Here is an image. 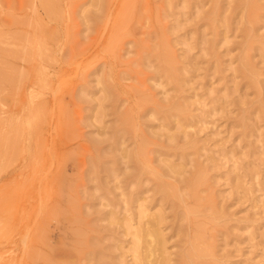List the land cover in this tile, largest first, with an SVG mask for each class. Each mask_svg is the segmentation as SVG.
<instances>
[{"label": "rangeland", "instance_id": "rangeland-1", "mask_svg": "<svg viewBox=\"0 0 264 264\" xmlns=\"http://www.w3.org/2000/svg\"><path fill=\"white\" fill-rule=\"evenodd\" d=\"M0 264H264V0H0Z\"/></svg>", "mask_w": 264, "mask_h": 264}, {"label": "bare ground", "instance_id": "bare-ground-1", "mask_svg": "<svg viewBox=\"0 0 264 264\" xmlns=\"http://www.w3.org/2000/svg\"><path fill=\"white\" fill-rule=\"evenodd\" d=\"M158 230H159V228H157ZM148 234H151V236H152V234H159L158 233V231H156L155 229H153V230H145V229H143V232H141V233H138V234H136V241H137V244H136V250H137V248L139 247V244H142L143 242H146V236L148 235ZM149 237H150V235H149ZM154 237V236H153ZM152 238V237H151ZM149 239V238H148ZM154 242V241H153ZM159 243V242H158ZM161 244V243H160ZM147 246V245H146ZM147 250L148 251H151V248L148 246L147 247ZM152 252V251H151ZM144 253V255H142L141 256V259H142V261H143V263H146V259H147V257H148V252L146 253V252H143Z\"/></svg>", "mask_w": 264, "mask_h": 264}]
</instances>
